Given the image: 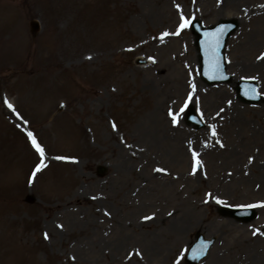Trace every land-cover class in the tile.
<instances>
[{
  "label": "rangeland",
  "instance_id": "1",
  "mask_svg": "<svg viewBox=\"0 0 264 264\" xmlns=\"http://www.w3.org/2000/svg\"><path fill=\"white\" fill-rule=\"evenodd\" d=\"M225 19L231 81L208 85L190 24ZM199 233L200 264H264V0H0V264H186Z\"/></svg>",
  "mask_w": 264,
  "mask_h": 264
},
{
  "label": "snow or ice",
  "instance_id": "2",
  "mask_svg": "<svg viewBox=\"0 0 264 264\" xmlns=\"http://www.w3.org/2000/svg\"><path fill=\"white\" fill-rule=\"evenodd\" d=\"M177 7L179 8L178 5H177ZM181 19H182L183 22L179 26L180 30L188 27L189 26V23H190V21L184 19L183 16L181 17ZM174 34L178 35L179 34V30L176 33H174ZM164 35L167 36V35H169V33H165ZM90 58L91 57H88V59H90ZM216 68L217 69L219 68V64L216 65ZM189 99H191V97H189ZM8 107L9 108H12V105L9 104ZM13 111H14V109H13ZM173 123H176V118L175 117H173ZM113 127H115V125H113ZM213 135H215V131H213ZM28 136L32 140L33 147L36 149L37 153H39V155L41 157V161H43V158H44V149L37 143V141L35 140V138L33 137V134L31 132L28 133ZM221 146H223V145H221ZM197 155H198L197 153L193 152V157L194 158ZM197 163H199V161H197ZM44 166H46V165H43V164L38 165L37 168H36V172H39L41 170V167H44ZM157 171H162V170L161 169H157ZM33 176H35V173H33ZM252 207H256V205H252ZM60 227H62V226H60ZM45 238L46 239L48 238L47 237V234H45Z\"/></svg>",
  "mask_w": 264,
  "mask_h": 264
},
{
  "label": "bare ground",
  "instance_id": "3",
  "mask_svg": "<svg viewBox=\"0 0 264 264\" xmlns=\"http://www.w3.org/2000/svg\"><path fill=\"white\" fill-rule=\"evenodd\" d=\"M227 2H229V3H234L236 0H226ZM241 12H239V14H240ZM250 14H253V11H251L250 12ZM244 16H242L241 18H239V17H237V20L238 19H241V20H239L238 22H241V23H243V21H244ZM255 33V34H254ZM253 34H251V35H249L248 37H247V41L248 42H253V41H255V38L257 37V35L256 34H259L260 32H254ZM233 67H234V70H238L241 66H242V64H239L238 62H234L233 63V65H232ZM262 67V63L260 64V63H258V62H256V63H252V64H249V65H247V68H249V69H259V68H261ZM197 85V84H196ZM178 121V120H177ZM212 122H215L216 120L215 119H212L211 120ZM179 122V121H178ZM219 122V121H218ZM154 123V122H153ZM176 124V123H175ZM174 128V127H173ZM178 129V128H177ZM186 144H190L188 141L186 142ZM72 202H77V200H76V198H75V196H74V199L72 200ZM57 207H59V205L57 206ZM175 221V219H173V222ZM182 228H185V227H182ZM175 231L177 232V233H180V229H179V227H177L176 229H175ZM119 247V246H118Z\"/></svg>",
  "mask_w": 264,
  "mask_h": 264
},
{
  "label": "water",
  "instance_id": "4",
  "mask_svg": "<svg viewBox=\"0 0 264 264\" xmlns=\"http://www.w3.org/2000/svg\"><path fill=\"white\" fill-rule=\"evenodd\" d=\"M33 27L34 28H37V25L36 24H33ZM216 55L218 56V57H220V52H217L216 53ZM211 70V69H210ZM218 78H220V76H218ZM249 219H251V218H248L247 220H249ZM200 252L197 250V249H193V251H192V255H198L197 257H200L201 258V256H200ZM199 259V258H198Z\"/></svg>",
  "mask_w": 264,
  "mask_h": 264
}]
</instances>
